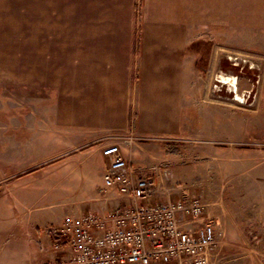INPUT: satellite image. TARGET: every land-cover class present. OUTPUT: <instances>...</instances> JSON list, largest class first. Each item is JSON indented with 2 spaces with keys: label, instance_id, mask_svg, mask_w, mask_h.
I'll list each match as a JSON object with an SVG mask.
<instances>
[{
  "label": "rangeland",
  "instance_id": "1",
  "mask_svg": "<svg viewBox=\"0 0 264 264\" xmlns=\"http://www.w3.org/2000/svg\"><path fill=\"white\" fill-rule=\"evenodd\" d=\"M208 11L195 9L196 34L216 38L196 41L198 71L192 74L191 67L186 68L190 64L185 65V59H181L184 52L175 51L174 58L182 65L174 66L175 96L171 113L160 109L151 118L137 116L147 134L141 139L147 145L156 143V146L149 152V168L134 175L152 176L156 186L161 187L163 199L197 195L206 203L212 201L222 211V220L211 217L220 232L212 264H264V243L252 230L255 225L251 221L258 220L264 226V161L259 153L251 152L254 146L249 139L251 117L256 113L253 108L258 104L255 100L260 73L256 65L249 68L251 26L235 22L236 10L228 8L227 22L219 31L217 24L210 26L204 22L217 21L218 9ZM245 11L243 8L242 16ZM219 32L223 36L222 50L218 48ZM72 34V0H0V167L3 172L40 179L17 183L18 188L26 190L11 197L10 217H0V226L10 225L0 227V245L10 243L12 247V242L21 244L37 235L44 239L47 232L59 229L66 216L76 215L79 201L89 196L87 191L80 190L79 170L67 164L74 160L73 155L67 161L52 162L53 157H60L62 153L36 150L47 139L51 145L57 140L58 144L73 140L67 134L49 129L51 124L43 121V114L52 115L56 103L69 97L60 96L56 85L49 81H57L58 76L62 78L65 70V75L71 72ZM214 50H219L218 65L215 71L212 68L208 72L206 60ZM222 76L235 77L236 88L219 83ZM65 81L67 86L69 81ZM236 93L240 95L239 100L235 98ZM30 119L36 126L32 128L33 134L28 127ZM50 133L53 134L48 136ZM31 135L38 143L32 152L25 147ZM128 138L132 142L131 136L124 139ZM66 145L76 149L69 143ZM92 152L87 157L92 166L90 170L101 174V161ZM91 181L100 184L103 180ZM174 181L180 182L179 189H174ZM170 185L172 189H167ZM53 240L59 242L60 238L49 233V243ZM7 252L12 255V250H0V255L12 260ZM0 260L1 264L6 263L5 257ZM57 263L64 262H53Z\"/></svg>",
  "mask_w": 264,
  "mask_h": 264
},
{
  "label": "crops",
  "instance_id": "2",
  "mask_svg": "<svg viewBox=\"0 0 264 264\" xmlns=\"http://www.w3.org/2000/svg\"><path fill=\"white\" fill-rule=\"evenodd\" d=\"M72 7L73 65L71 72L65 75L66 70L63 71L62 78L58 76L62 81L59 79L49 81L56 85L60 96L68 95L69 97L56 103L55 112L52 115L43 114V121L51 124L49 129L67 134L73 140L63 141L60 144L57 140L51 145L50 139H47L42 141L41 148L36 150L42 152L55 150L56 153H62L60 157H53L52 162L67 161L73 155L74 160L68 161L67 164L79 170L80 190L89 193L87 198L77 204L76 215L87 212L103 215L115 207L132 203L130 197L120 194L115 188L105 186L103 181L97 184L91 180H103L107 160L101 151L107 145L115 143H119L120 153L129 163L133 174L149 168L151 157L149 152L156 143L147 145L146 141L141 139V136L147 134L143 131L142 124L137 121L138 114L151 118L155 110L163 109L164 113L167 111L171 113L175 96L174 66L182 65V62L178 63L177 57L174 58V54L179 50L183 51L181 59H185V65L190 64L186 68L189 70L191 67L192 74H195L194 72L198 71L196 66L199 61L196 59V49L199 51L196 48V41L205 42L216 39L209 34H196V8L207 9L208 13L217 8V21L204 22H208V25L217 24L219 31H221L220 26H224L227 22L228 8L236 10L233 16L236 19L235 22L251 26V31L248 33L251 41L250 64L254 67L256 65L260 73L258 72L259 81L255 100L258 104L253 108L256 113L251 117V136L247 138L253 142L254 147L251 152L259 153L264 161V103H262L264 99V0H72ZM243 8L246 11L242 16ZM174 10H177L176 13ZM206 14L204 12V15ZM236 36L242 40L239 34ZM217 38L220 43L219 50L224 49V46L221 49L223 36L220 32ZM219 50H214L207 58L208 72L212 71V68L215 71L218 65ZM234 55L238 57L239 54ZM200 73L203 78L202 72ZM66 79L69 81L67 86ZM133 116H136L133 120L137 123L132 120ZM168 119L170 129L171 114ZM158 120H161L160 116ZM30 121L31 124L28 123V127L30 126V133L33 134L32 128L36 126L31 119ZM128 136H131L133 140L126 144L122 139ZM33 137L31 135L25 145L31 152L38 145ZM240 137H243L241 132ZM67 143L76 149H71L69 145H66ZM59 146L62 148L59 149ZM91 151L95 158L101 161V174L90 170L92 166L87 157H90ZM140 164L143 167H140ZM90 173L93 175L90 176ZM14 175L12 171L3 172L0 167V217H7L11 213V197L15 198L17 194L25 193V188L17 187L20 180H40L39 177L28 174ZM163 198L164 196L159 194L151 197L149 201H161L164 200ZM206 204L204 218L214 217L219 221L222 220V211L217 210L212 201ZM2 210L4 213L1 212ZM198 221L193 225L197 226ZM251 221L255 225L252 230L260 235V242L264 243L263 224L254 219ZM9 226V224H2L0 227ZM223 229L226 233V228ZM49 233L53 237L60 238L59 242L53 240L49 243ZM57 235V231L47 232L44 239L37 235L35 239L25 240L21 244L12 242V247L10 243L5 244L9 247L1 244L0 250H12V255L7 252L8 256H12V260L1 255L0 258L5 257L6 263L12 261V264L65 262L69 259L71 250L60 235ZM50 244L53 247L57 245L58 249H52ZM213 252L210 254V264H212Z\"/></svg>",
  "mask_w": 264,
  "mask_h": 264
},
{
  "label": "built area",
  "instance_id": "3",
  "mask_svg": "<svg viewBox=\"0 0 264 264\" xmlns=\"http://www.w3.org/2000/svg\"><path fill=\"white\" fill-rule=\"evenodd\" d=\"M101 153L107 160L104 185L132 203L103 215L66 216L57 232L71 255L62 264H210L220 232L204 218L206 203L196 195L149 201L162 194L152 176L134 175L119 144L107 145ZM173 187L179 189L180 182Z\"/></svg>",
  "mask_w": 264,
  "mask_h": 264
},
{
  "label": "bare ground",
  "instance_id": "4",
  "mask_svg": "<svg viewBox=\"0 0 264 264\" xmlns=\"http://www.w3.org/2000/svg\"><path fill=\"white\" fill-rule=\"evenodd\" d=\"M223 78L221 79V81L223 82V83H227V84H229L230 86H232V87H236V80H235V77H224V76H222ZM236 99H238L239 100V98H240V95H239V93L237 94L236 93V97H235Z\"/></svg>",
  "mask_w": 264,
  "mask_h": 264
}]
</instances>
